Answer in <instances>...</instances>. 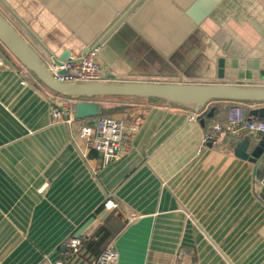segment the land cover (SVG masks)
<instances>
[{"label": "crops", "instance_id": "1", "mask_svg": "<svg viewBox=\"0 0 264 264\" xmlns=\"http://www.w3.org/2000/svg\"><path fill=\"white\" fill-rule=\"evenodd\" d=\"M0 13L48 66L100 42L102 81L264 86V0H0ZM151 49L163 73L141 64ZM0 52V264L65 261L68 237L102 228L115 264H264V157H236L251 133L223 130L237 102L189 121L157 100L96 98L104 109L121 99L113 116L136 127L127 153L105 162L78 135L90 119L52 117L74 102Z\"/></svg>", "mask_w": 264, "mask_h": 264}, {"label": "water", "instance_id": "2", "mask_svg": "<svg viewBox=\"0 0 264 264\" xmlns=\"http://www.w3.org/2000/svg\"><path fill=\"white\" fill-rule=\"evenodd\" d=\"M125 27H128V24H125ZM0 44L37 82L48 90L65 96L74 102L71 114L75 121L93 118L114 110L104 109L93 101L100 97L157 100L193 113H202L210 104L215 102L252 103L258 107L249 111L250 120L264 121V86L148 81H95L64 84L52 77L46 61L1 13ZM67 55L52 58L53 64L55 66L60 65L69 58ZM141 64L151 66L159 74L163 73L168 66L167 61L153 49L142 59ZM234 155L256 164L264 157V134L259 139L254 138L251 134L245 136L235 145ZM82 231L83 228L79 230L78 235Z\"/></svg>", "mask_w": 264, "mask_h": 264}, {"label": "built area", "instance_id": "3", "mask_svg": "<svg viewBox=\"0 0 264 264\" xmlns=\"http://www.w3.org/2000/svg\"><path fill=\"white\" fill-rule=\"evenodd\" d=\"M101 43L97 42L86 53L78 56H70L60 65L49 66L52 77L64 84H74L82 82L102 81V64L99 60ZM52 117L61 119L63 123L70 125L74 118L70 110L65 112L55 106H51ZM200 113L189 112L188 120L195 121ZM241 128H245L253 135L264 134V121L258 119L246 120L244 112L239 103L231 107L226 116L224 131L227 133H237ZM222 131V127L215 125L213 134L204 138V141L216 137ZM136 132V127L126 125L121 119L114 116H96L80 126L78 135L86 148L100 154L105 162L117 160L123 157L129 147L132 135ZM107 210L115 207L111 200L104 203ZM87 239L83 236H70L63 245L65 248V261H57L54 264H72L74 261L82 260L85 264H115L116 252L112 242H109L104 250L97 257L84 259L81 256L84 243Z\"/></svg>", "mask_w": 264, "mask_h": 264}, {"label": "trees", "instance_id": "4", "mask_svg": "<svg viewBox=\"0 0 264 264\" xmlns=\"http://www.w3.org/2000/svg\"><path fill=\"white\" fill-rule=\"evenodd\" d=\"M232 103V102H229ZM220 104V103H219ZM244 104H252V103H244ZM118 113V111L113 110L106 113L100 114V116H113L114 114ZM204 113V112H203ZM244 116H246V120H249L250 117L248 115V110L244 111ZM91 119V118H88ZM110 242V236L107 233L106 229L102 228L96 234L95 237L87 240L84 245L83 249L89 252L93 257H97L106 247V245Z\"/></svg>", "mask_w": 264, "mask_h": 264}, {"label": "rangeland", "instance_id": "5", "mask_svg": "<svg viewBox=\"0 0 264 264\" xmlns=\"http://www.w3.org/2000/svg\"><path fill=\"white\" fill-rule=\"evenodd\" d=\"M101 78H103L102 74H101ZM119 100H121V99H110V102H109L110 104H108V106H106V107H108L107 109H114V110L118 111L120 106H121ZM242 104H244V103H242ZM202 113H200V115Z\"/></svg>", "mask_w": 264, "mask_h": 264}]
</instances>
